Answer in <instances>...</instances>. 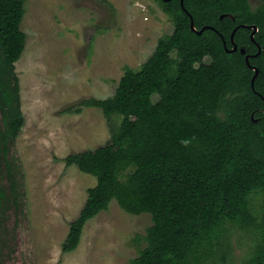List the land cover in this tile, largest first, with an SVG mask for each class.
<instances>
[{"label": "trees", "instance_id": "1", "mask_svg": "<svg viewBox=\"0 0 264 264\" xmlns=\"http://www.w3.org/2000/svg\"><path fill=\"white\" fill-rule=\"evenodd\" d=\"M27 1L0 0V161L9 173V148L25 122L16 64L26 49L21 25ZM155 1L173 21V33L159 39L139 71L125 68L114 95L65 110L101 109L111 137L104 146L65 159L97 183L70 223L63 253L77 250L87 223L116 200L131 215L152 217L146 245L131 264L225 261L229 225L261 230L244 264H264V214L253 208L254 197H264V0L254 10L248 0H185L190 15L180 0ZM223 14L258 27L262 52L250 60L259 69L254 90L246 55L258 48L250 29L240 28L235 42L246 54L228 53L222 37L231 48L236 23L231 17L221 21ZM191 17L197 30L217 31L198 35ZM4 198L0 182V202Z\"/></svg>", "mask_w": 264, "mask_h": 264}, {"label": "rangeland", "instance_id": "2", "mask_svg": "<svg viewBox=\"0 0 264 264\" xmlns=\"http://www.w3.org/2000/svg\"><path fill=\"white\" fill-rule=\"evenodd\" d=\"M25 7L26 49L16 64L25 122L9 148L10 173L0 161V264H131L152 217L131 215L116 200L87 223L78 249L63 253L70 223L97 183L65 159L111 137L101 109L65 110L114 95L125 68L139 71L174 23L155 0H28ZM253 206L263 215L264 197ZM226 237V260L216 264H244L261 230L229 225Z\"/></svg>", "mask_w": 264, "mask_h": 264}, {"label": "water", "instance_id": "3", "mask_svg": "<svg viewBox=\"0 0 264 264\" xmlns=\"http://www.w3.org/2000/svg\"><path fill=\"white\" fill-rule=\"evenodd\" d=\"M164 1H171V0H164ZM181 5L184 6V0H181ZM224 17H226V15H222L221 16V19H224ZM231 18L234 19V17H231ZM208 28L209 27H204L201 30H197L196 27H195V24H194V20L191 17V29L194 32H196L198 35H202ZM249 28L252 29V31H253L251 37H252V40L254 41L255 40V35L258 32V27L254 25V26H250ZM236 31H237V29L234 30V32L232 33V36H231V41L233 43V48L232 49H228L227 48V43L223 39L224 40V45H225L226 51L229 52V53H234V52L238 51V49H239L238 45L235 42V33H236ZM240 52H241L242 55H245L246 54V49L245 48H241L240 49ZM261 52H262V47H261L260 44H258V52H257V54H255V55H246V63H247V65L252 70H254V72H255V74H254V76L252 78V81H251V85H252V88L253 89L255 88V80H256V78L259 75V69L257 67H255V66H252L251 63H250V60H251V58L258 57L261 54Z\"/></svg>", "mask_w": 264, "mask_h": 264}, {"label": "flooded vegetation", "instance_id": "4", "mask_svg": "<svg viewBox=\"0 0 264 264\" xmlns=\"http://www.w3.org/2000/svg\"><path fill=\"white\" fill-rule=\"evenodd\" d=\"M185 1V0H184ZM166 2V1H165ZM168 2V1H167ZM248 2H249V4H250V6H251V3H250V1L248 0ZM180 4H181V0H180ZM181 7L183 8V11H185V13H187V14H189L190 15V13L188 12V10L185 8V6H182L181 5ZM251 8H252V6H251ZM253 10H254V8H252ZM256 9V8H255ZM223 15H226V17H233V16H231V15H227V14H223ZM226 17H224V18H226ZM232 19V18H231ZM220 20L222 21L223 19H221V16H220ZM232 21L233 22H235L236 23V26L233 28V30L231 31V33H230V37H229V40H230V43H231V48H229L228 47V43H227V40L226 39H224V38H222V39H224L225 41H226V43H227V48L228 49H232L233 48V43H232V41H231V36H232V33L234 32V30H236L237 29V31L240 29V28H248V29H250L249 27L250 26H248V25H245V24H237V22H236V19H235V17H234V19H232ZM208 29H212V30H216L215 28H213V27H209ZM217 31V30H216ZM236 31V32H237ZM250 35H249V37H250V40H251V42L253 43V44H255L256 46H257V48H258V44L259 43H257L256 42V40H252V37H251V35H252V29H250ZM236 34V33H235ZM256 36V35H255ZM222 37V36H221ZM224 40H223V43H224ZM225 46V45H224ZM238 47H239V49H238V51L240 52V49H241V46H239L238 45ZM225 50H226V48H225ZM237 52V51H236ZM229 53V52H228ZM254 90V89H253ZM253 120H255V118L253 119ZM255 122H257L256 120H255Z\"/></svg>", "mask_w": 264, "mask_h": 264}, {"label": "clouds", "instance_id": "5", "mask_svg": "<svg viewBox=\"0 0 264 264\" xmlns=\"http://www.w3.org/2000/svg\"><path fill=\"white\" fill-rule=\"evenodd\" d=\"M181 143L184 144L185 146H187L189 141L188 140H182Z\"/></svg>", "mask_w": 264, "mask_h": 264}]
</instances>
